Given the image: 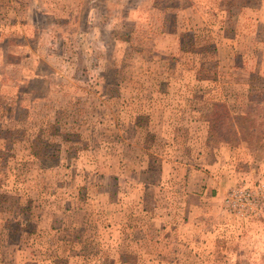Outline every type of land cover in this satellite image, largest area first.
<instances>
[{
	"label": "rangeland",
	"instance_id": "rangeland-1",
	"mask_svg": "<svg viewBox=\"0 0 264 264\" xmlns=\"http://www.w3.org/2000/svg\"><path fill=\"white\" fill-rule=\"evenodd\" d=\"M260 185L264 0H0V264H264Z\"/></svg>",
	"mask_w": 264,
	"mask_h": 264
},
{
	"label": "built area",
	"instance_id": "built-area-1",
	"mask_svg": "<svg viewBox=\"0 0 264 264\" xmlns=\"http://www.w3.org/2000/svg\"><path fill=\"white\" fill-rule=\"evenodd\" d=\"M224 206L241 216L264 215V186L253 188L239 186L224 199Z\"/></svg>",
	"mask_w": 264,
	"mask_h": 264
},
{
	"label": "trees",
	"instance_id": "trees-1",
	"mask_svg": "<svg viewBox=\"0 0 264 264\" xmlns=\"http://www.w3.org/2000/svg\"><path fill=\"white\" fill-rule=\"evenodd\" d=\"M214 107H215V110H216L215 113H214V115H216V112L218 111L219 106H218V105H214ZM219 109H220V108H219ZM219 112H220V113L224 112V113H225V118H230V116L228 115V113H227V111H226L225 108H221V109L219 110ZM214 117L217 118V116H214ZM219 118H220V117H219ZM228 121H229V120H228ZM228 123H230V122H228ZM213 125H214L215 128H216V127L219 125V123H218V124H217V123H213ZM213 125H212V126H213ZM229 127H230V129H231V125H229ZM232 131H233V133L237 134L236 131H235L234 129H233ZM212 138H213V137H207V144H208V145H214V143L212 142ZM118 166H119V169L116 170V171H114L113 173L123 174V173H124V167H122L123 164H119ZM124 174H125V173H124ZM114 188H115V187H114ZM114 188L111 189V191H112V195H111V197H112V198H115V197L117 196V192L114 191ZM73 239H74V240H73V244H75V243H80V244H82V245L87 244V248H89L90 251L92 250L91 241H92V239H93V235H92L89 231L86 230V232L76 233V234L74 235V238H73Z\"/></svg>",
	"mask_w": 264,
	"mask_h": 264
},
{
	"label": "crops",
	"instance_id": "crops-1",
	"mask_svg": "<svg viewBox=\"0 0 264 264\" xmlns=\"http://www.w3.org/2000/svg\"><path fill=\"white\" fill-rule=\"evenodd\" d=\"M184 205L186 206V201H184Z\"/></svg>",
	"mask_w": 264,
	"mask_h": 264
}]
</instances>
